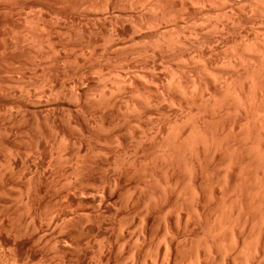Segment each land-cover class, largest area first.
<instances>
[{"label": "bare ground", "instance_id": "6f19581e", "mask_svg": "<svg viewBox=\"0 0 264 264\" xmlns=\"http://www.w3.org/2000/svg\"><path fill=\"white\" fill-rule=\"evenodd\" d=\"M34 1L36 3L37 1H49L52 3V8H54V12L51 15L37 16L39 20L35 19L37 23L40 21L36 28L40 29V38L46 44L51 40L52 26L49 23L53 21L57 24V28L53 29V31L56 30L57 33L63 32L64 34L67 32L71 33L75 43L74 47L81 54H86L88 51H93L95 47H100L94 37L97 33H103L105 37L103 43L111 52H122L125 48L128 51L129 47L131 54L134 52L143 58H147L144 54L151 55L147 53L148 51L151 52L154 58L152 59V56H150L151 62H148L147 59H142L141 70H153L156 66V61H154L156 58L158 63L166 65L167 68L174 63V66L178 65L174 69L175 72L168 71V80H164L165 91L171 89L170 91L173 90L174 94L170 92V95L173 94L174 98L185 100L182 104H184L187 111L180 118L179 116H174L171 119H164L167 125L164 127L165 131L158 136V133L156 134L157 129L153 135H150L151 141L149 144H145L144 140L146 137L143 133L141 134L142 136L140 134L137 135L138 137L136 136L139 133L135 131L138 126L131 125L132 122L130 120V123L126 122L129 119L127 117L131 114L135 118L138 115L137 117L140 119L139 112L142 108L143 110L149 109V104L152 103L149 101L150 99L146 98V94L142 95L140 93L139 89L134 88V91L125 89L129 88L126 85L133 78L129 81H127L126 77V81L121 79L119 84L122 85V89L117 85L118 88H109L110 90L107 92L103 89L97 90V94L89 98L83 93L75 92L73 89L69 90L67 94L65 93L62 96V98L66 97V104H62L61 101L59 105H56L57 103L52 105L55 100L59 102V95L53 94L52 91L54 90L50 86V89L47 87L45 88L47 90H43L44 92L40 91L44 95L39 92L45 98L44 104L48 108V110L42 109L41 113L46 115L43 110L49 111L48 113L55 111L56 114L52 113L57 116L59 114L61 120L65 123L64 125L71 129L72 132L75 131L74 134L78 133L79 137L77 134L78 138L66 135L64 129L57 126L58 124L55 125L48 116L46 120L44 118L45 124H43L44 120H42V124H39L40 127L41 125L44 127L37 129L38 136L34 139L35 141L33 140L34 145L32 144L33 148L34 146L35 149L37 148L34 153L36 152L37 154V151L40 150L38 157L43 158L42 161L53 162L55 165L60 163L67 164L65 172H68L69 176L67 175V178L59 185L63 186V192L61 194H53V201L46 202L50 209L45 215L41 214L44 219L48 220L44 221L46 222V224L44 223L46 225L44 229L41 223L43 222L41 221L42 218L39 217L40 213L34 209L32 204L34 201L32 200L41 191L39 178L50 177L51 180L53 174L50 172L43 173L41 170L37 172V168L34 166L33 171L24 172L31 176H29V179L26 175L28 186L25 189L27 190L26 194H28L26 196L29 197L19 200L22 205L21 207L19 206L22 212L21 218H17V220L13 218L14 220H11V216L10 220H8L9 229L5 228L9 230V234L6 232L7 237L10 239L6 237L8 242L12 241L10 238L12 237L14 240L12 243L17 239V241L21 240L22 244H25L24 247L27 245V248L28 246L29 248L32 247V249H34L33 247L37 248L35 254L31 249L33 251L31 256L34 255V260L39 259L38 261L35 260L38 262L36 264H49L52 262L51 258L55 257L54 259L57 261L60 255H63L67 264H94V261L93 263L90 261L92 259H95L96 262L104 261L107 259L103 256V251L100 249L105 246L109 247L111 239H115L116 242H114L113 246H110L112 247L111 249L114 251H118V249L123 247L125 249L123 258L126 263L123 264H147L149 253L150 251L152 252V247H150L149 243L151 237L156 239L158 237V240L160 239L159 241L163 245H155L154 254H151L153 258L148 264H264V40L262 45H258L245 41L243 39L244 36H242V40L240 38L241 35H247L248 32L257 30H254V28L255 26L258 27L256 21L259 20L260 22L258 18L264 14V0ZM13 2L15 3V0H0V24L5 22V20L10 22L9 14L11 13L9 11L11 12L10 7ZM195 13L200 14L198 19L193 18ZM196 22H199L197 26ZM128 32L130 33V37L128 38L127 36L129 40L125 39ZM58 35L64 38L63 35ZM59 36H57V39ZM52 37L54 38V34ZM232 37L235 40L238 39L237 44L235 41V44L238 45V50L235 56L232 55L231 59L228 58L227 63L224 65V71L227 70L225 71L226 73L224 72L225 78L221 76L218 79L214 77L215 74L210 77L213 71L216 72V70L213 69L215 67H211L213 65L210 66L211 62L209 63L210 60L207 61L205 53L208 54V51L211 52V50L215 49H225L231 42ZM60 41L62 40L60 39ZM39 42L41 43V41ZM68 43L71 42L68 41ZM101 46L103 48L104 45ZM1 49L2 46L0 44V51ZM49 49L51 50H45L46 57L51 58L52 63L56 66H60L62 63L60 64L55 54L58 48L56 50L55 47ZM132 49L135 50L132 51ZM29 50H32V48ZM127 51L123 53L131 55ZM32 55L30 57L33 59L34 55ZM127 55H125V58ZM136 55L134 54V56ZM123 56H121L122 59L124 58ZM132 56H129L130 59ZM222 62L224 63V60ZM58 63L60 65H57ZM221 65L219 67L220 70L222 69ZM0 66L1 69L3 66ZM189 66L193 67L192 73L194 75L192 77L184 76L185 78L183 79L186 80L184 84L189 86L186 87L185 85L182 88L183 85L181 83L183 82H180L176 73L186 75L183 72ZM178 68H181L180 70L183 72ZM141 70L139 69V71ZM132 75L134 74L132 73ZM48 77H46L47 80L49 79ZM111 77L109 76L111 81H114L115 78ZM116 80L119 81L120 79ZM201 80H209L210 93L206 86L201 84ZM217 82L218 84L216 85ZM143 87L145 88L144 85ZM122 90L126 91L124 94H128V96L124 95L125 98H121V100H125V104L130 103L127 111L130 114L127 117L126 115L124 116L126 121L125 119L123 121L119 120L120 112L118 113L119 119L115 118L117 113L115 115L112 113L114 117L111 116L112 114L110 115L111 112L109 116L107 113L110 108H112L111 111L113 109H121L120 101L112 99L113 96L111 95H113L112 92L118 93L114 94L117 96L122 95ZM135 94L142 97L140 105L138 106L137 104L138 107L132 105ZM34 95L36 96L37 94ZM170 95L164 94L165 99L169 103L173 100ZM35 96H29L26 101L32 106L31 108H37L38 111V108H41L44 104L42 105L39 101H36L40 97L35 99ZM159 97L162 98L161 96ZM62 98L60 99L62 100ZM22 106L20 110L23 108ZM23 111H25V108ZM142 114L141 117H144ZM132 115L130 116L131 118H133ZM16 116L18 117L19 115L16 114ZM23 116L18 117L19 121L23 119ZM138 119L135 120L138 121ZM35 123H37V120ZM133 124L138 123L133 121ZM110 125L117 127L119 125L124 129V132H127L128 138L132 137L131 139H134L133 135L136 133L134 136L137 142H134L136 143L135 146L130 148L128 156L121 157L119 154L112 152L108 157L101 160V150L94 143L100 136L101 130ZM135 126H137V129L134 128ZM132 127L135 130L131 131ZM110 128L114 129L112 126ZM42 136H50L51 141H49L51 144L53 142L54 146L62 147V150L54 147L55 159L52 158L49 151L47 152L45 141L41 140ZM79 138L83 139V141L78 140ZM116 140L114 139L113 142H118ZM14 160L6 162L10 169L15 166L17 160L15 162ZM4 162L3 164H5ZM17 174L19 175V173ZM0 175L3 176L1 171ZM86 184L87 186H92L89 189L91 194H88V190L84 191ZM29 185H33L35 189H31L30 187L32 186ZM36 189L38 190L36 191ZM45 189L48 190L47 188ZM83 191L87 192L84 193L88 194L86 195L88 196L87 198H84ZM52 203H55V205ZM39 221H41V224ZM128 225L134 230L131 234ZM47 228L51 229L50 232L56 231L57 237L64 239L58 240V242L60 241L62 242H59L60 244H64H56L57 246L48 244L49 240L47 239L48 241H46L45 236H49V231L47 230L48 234L46 231H42V229L46 230ZM111 228L116 231L113 232ZM60 229L62 231L66 230L65 234L68 235H64L63 231L61 232L63 237L59 236ZM132 229L131 231H133ZM107 230H112L111 232L114 234H111V232L110 235L107 234ZM196 230H199L200 236L196 234ZM44 232H46V235ZM54 235L50 234L52 237ZM0 236L4 237V234ZM197 236L200 238L198 239ZM2 242L5 243L7 240ZM17 244L20 243L18 242ZM8 245L10 246L11 242ZM8 245L7 247H9ZM15 245L12 244V246ZM86 245L91 246L87 248ZM151 245L153 244L151 243ZM17 246L19 247V245ZM27 248H24V251ZM43 248H46V251L53 250V257L47 258V254L42 253ZM23 255H25V252ZM23 255L22 257H24ZM28 256L22 261H28ZM13 257L17 258V256H10V258ZM10 258L8 257V259ZM33 258H30V260ZM123 258L121 259L124 260ZM14 260L17 261L13 258L12 261ZM10 261L11 259L8 262ZM12 261L10 263L14 264L15 261ZM27 263L30 264L29 262ZM33 263L31 262V264ZM20 264L23 263L20 262Z\"/></svg>", "mask_w": 264, "mask_h": 264}, {"label": "rangeland", "instance_id": "374dc122", "mask_svg": "<svg viewBox=\"0 0 264 264\" xmlns=\"http://www.w3.org/2000/svg\"><path fill=\"white\" fill-rule=\"evenodd\" d=\"M19 1V2H18ZM22 1V2H21ZM26 1V3H25ZM31 0H29V3L27 4L28 0H15V3L13 2V4H11V12L9 11V14L10 16V22L6 21L7 23L3 22L2 24H0V44L2 46V49L1 52L0 51V65H2L3 67L0 69V171H1V174L0 175V235H3L4 234V237L3 236H0V264H12L10 263L13 258H15L17 261H15L14 264H17L19 262H22L23 264H26V262H29L31 264V262L33 263H38L36 261L38 260H34V255L31 256L33 254V251H34V254L35 252H37V248L33 247L34 249H32V247L29 248V250H27V245L26 247L25 244H22L21 240H18L16 239L15 242L12 243V241H14L12 239V237H9L11 238L12 241H9L11 242V248H9L10 246L8 245L9 242H8V237H7V233L9 230H6V229H9V224L8 220H10V217L12 218L11 220H14L13 218H15L17 220V218H21V210H20V207L22 206L19 202V200H21L22 198H26V197H29V196H26L28 194L27 193V190L25 189L27 186H28V178L30 179V175H27L25 174L24 172L28 173L30 171H33L34 167L37 168V172H39L40 170L43 171V173L45 172H50L51 174H53V177H51V180H50V177L47 178V177H43L42 179L39 178V183H40V188H41V191L38 192V194L35 196L36 198H33L32 201V204H33V207L34 209L40 213L39 214V217H41V221H39V223L41 222L43 225H42V228H44L46 225V221L47 219H44V216L42 215H45L46 212L50 209L49 205L46 203V202H52L53 201V194H61L63 192V189L61 186L60 183H62V181H64L66 178H67V175L69 176L68 172H65L66 171V167L68 166L67 164H64V163H60L59 165H55L53 162L52 163H48L47 161L45 162L42 161L43 158L41 157H38V154H39V151L38 150L37 154L36 152L34 153V151L37 150V148L35 149V146L34 148L32 147L34 145V139H36V136H38V132H37V129L40 127L39 124H45V120H46V117L48 116L49 118H51V120H53L54 124L59 126L60 128L62 127V129H64V132H66L65 134L68 135V136H73L75 138L76 134L77 136L79 135L78 133H75L71 131V129H69L68 127H66V125H64L65 123H63V120H61V116L58 114H56V112L54 111H51V113H48L49 111H44L43 112H46V115H44V113H41L42 109H47L48 108L45 106L44 104V101H45V98L43 97V93H41L40 91L44 92L43 90H47L45 88H50L54 91H52V93H56L55 95H59V102H57L56 100L54 102H52V105H54V103L56 105H59V104H64L67 99L66 97L65 98H62V96H64V94L68 93L69 90L71 91L73 89V91H77L79 93H83L84 95H86V97H90V96H94L97 94V90H104L105 92H107L108 90L112 89V88H118V86H120V88L122 89L123 87H121L122 85H120L119 83L121 82V79L123 80H127L129 81L131 78H133V80H131L130 82H128V84L126 85L129 86V88H125L126 90L128 89L129 91H134L135 89L134 88H137L139 89L140 93H142V95H145L146 98L150 99L149 101L152 102L151 104H149V109L147 110H142L143 112H139L140 114V119H138V115L136 116V118L133 116V118H135L136 120L138 119V121H136L135 119L131 118L130 116L127 117L129 114L127 113L128 111V107H130V103H124L125 100H123L125 97L124 95L128 96V94H124L126 93V91H123L122 90V95H114V94H118L116 92H112L113 96L112 99H115L117 101H120L119 103H121V111L119 110H112V108H110V111L108 109L109 112L108 113V116H109V113L110 115L113 113L115 115V113H117L115 115V118H118L119 114H121L120 116L123 118H121L119 116V120L123 121L126 117H127V121L125 119L126 122H132L131 125H137L138 126V129L136 128L137 126H135L134 128L137 129L135 130L133 127L131 128V131L135 130L136 132H139L138 134L134 133V135L136 134L140 136H142L141 134L143 133L146 137V139L144 140L145 144H149V142L151 141V137L150 135H153L156 131V134L158 133V136L161 135V133L163 131H165V126L166 125V120L164 119H171L173 118L174 116L178 117L179 118L182 116H184L186 114V109H185V106L183 103V100L180 98H174V92L173 90L169 91H165L166 87H165V81H167L168 79V74H169V70H171L172 72L174 71V69L177 68L178 65L174 66V64L172 66H170L169 68H167L166 65H162V63H158V60L157 58L154 59L155 62V68L152 69H142L141 70V63L143 62L144 59H147L148 62H151V57L152 56V59L154 58V56L152 55L151 52H147V53H150L151 55L149 54H144L146 55L145 57L147 58H143L141 56L136 55L137 53H134L136 56H139V57H136L134 56V54L130 53L129 52V47H128V51L125 50L127 48H125L124 50L121 51H118V52H111V50L109 48H107V46H105V44L103 43V40H105V37H104V34L103 33H97L95 35L94 38H96V42H97V45L100 46V47H95L93 51H88L86 54L89 55L87 56L85 53L81 54L77 51V49H75L76 47L75 46V43H74V40L72 39V36H71V33L67 32L66 34H64L63 32L61 33H57L56 30L53 31V29H56L57 28V24H55L56 22H53V21H50L49 25H51V31L52 33L54 34V38L52 37L53 34H51V40L53 41V39H55L53 42L50 40V42H48L46 44L45 41H42V39L40 38L41 36V32H40V29L39 28H36L38 27V23L40 21H38V23L36 22L37 20L35 19H38V17H41L42 15H51L54 11L52 8V3L49 2V1H42V2H39L37 1V3L32 0V4L30 2ZM39 2V3H38ZM24 3V4H23ZM48 4V5H47ZM16 5V6H15ZM24 5V6H23ZM19 6V7H18ZM19 9H18V8ZM22 8V9H21ZM37 8V9H36ZM44 8V9H43ZM29 9V10H28ZM19 10V11H18ZM24 12H22V11ZM27 10V11H26ZM33 10V11H32ZM39 11V12H38ZM31 12V13H30ZM7 13V12H6ZM27 13V14H26ZM41 14L39 16V14ZM26 14V15H25ZM199 13H195V17L193 16V18H199L200 14L198 15ZM14 15V16H13ZM38 16V17H37ZM264 14L261 15L258 19H260V22L259 20L256 21V25L258 27L255 26L254 30L256 31H252V32H248L247 35L244 34V35H241L240 38L242 40V36H244V40L248 41V42H253L255 44H258V45H262V41L264 40ZM24 17V19H23ZM37 17V18H36ZM12 18V19H11ZM31 19H33L32 21H30ZM25 20V21H23ZM39 20V19H38ZM12 21V22H11ZM30 21V23H29ZM36 23H35V22ZM5 23V24H4ZM9 23V24H8ZM32 23V24H31ZM199 24V22H196V26ZM259 23V25H258ZM262 25H261V24ZM31 25V26H30ZM12 26V27H11ZM35 26V27H34ZM261 26V28H259ZM28 27V28H27ZM10 28V30H9ZM25 28V29H24ZM33 28V29H32ZM28 29V30H27ZM39 29V31H38ZM262 30V31H261ZM9 31V32H8ZM11 31V33H10ZM15 31V32H14ZM22 31V32H21ZM28 31V32H27ZM50 31V32H51ZM56 31V33H55ZM13 32V33H12ZM59 32V31H58ZM260 32V33H259ZM9 33V34H8ZM30 33V34H29ZM254 33V34H253ZM256 33V34H255ZM56 34V35H55ZM58 34L60 35H63L64 38H61V36H59ZM128 35L125 36V39L129 40L128 38L130 37V33L128 32L127 33ZM258 34V36H257ZM11 35V36H10ZM34 35V36H33ZM255 35V36H254ZM263 35V36H262ZM57 36L58 39H57ZM104 38H103V37ZM128 36V38H127ZM253 36V37H252ZM257 36V37H256ZM260 36H262V38H260ZM36 37V38H35ZM56 37V38H55ZM99 37V38H98ZM256 37V38H255ZM18 38V39H17ZM26 38V39H25ZM31 38V39H30ZM254 40H253V39ZM32 39H33V42H32ZM40 39V40H39ZM60 39L63 41H60ZM234 39V40H233ZM6 40V41H5ZM28 40V41H27ZM71 42V43H68V41ZM252 40V41H251ZM257 40V41H256ZM259 40V42H258ZM22 41V42H21ZM41 41V43L39 42ZM60 41V42H59ZM233 41V42H232ZM235 41H236V44L238 43V39L235 40V38L232 37V40L231 42L227 45V47L223 50L222 49H215V50H211L208 51V54L205 53V57L209 61V63L211 62L210 66L213 68L215 71H213V73L210 75V77H213L214 74L216 78L219 79V77H224L225 76V70L224 71V65L225 63H227L228 61V58L231 59V57L235 56V53L237 52L238 50V45L235 44ZM13 42V43H12ZM30 42V43H28ZM57 42V43H56ZM59 42V43H58ZM100 42V43H99ZM16 43V44H15ZM55 43V44H54ZM74 43V44H73ZM102 43V44H101ZM260 43V44H259ZM10 44V45H9ZM24 44V45H23ZM27 44V45H26ZM30 44V45H29ZM49 44V48H52V47H55V50L57 49V51H55V54L57 55V60L60 61V64L58 63L57 65H60V66H56L55 64L52 63V59L51 58H47L46 57V54H45V50L48 51V50H51L47 47V45ZM51 44V45H50ZM53 44V45H52ZM59 44V45H58ZM69 44V45H68ZM104 45L103 48H101L102 46L101 45ZM233 44V45H231ZM37 45V47H36ZM40 45V46H39ZM42 45V46H41ZM56 45V46H55ZM63 45V46H62ZM73 45V47H72ZM257 45V46H258ZM30 46V47H28ZM232 47V48H229V47ZM236 46V48H235ZM8 47V48H7ZM10 47V48H9ZM36 47V48H35ZM57 47V48H56ZM4 48V49H3ZM30 48H32V50H29ZM48 48V50H47ZM99 48V49H98ZM235 48V49H234ZM40 49V50H39ZM108 49V50H107ZM136 49V48H135ZM135 49H132L135 50ZM36 50V51H34ZM73 50V51H72ZM131 50V48H130ZM232 50V51H231ZM236 50V51H235ZM12 51V52H11ZM15 51V52H14ZM36 53V54H34ZM106 51V52H105ZM128 52L130 53L131 55H127L126 53H123V52ZM131 51V52H132ZM11 52V53H10ZM20 52V53H19ZM27 52V53H26ZM29 52V55L27 56ZM44 52V54H43ZM66 52V53H65ZM69 52V53H68ZM121 52V53H120ZM215 52V53H214ZM34 57L33 59L30 57L31 55ZM58 53V54H57ZM63 53V54H62ZM76 53V54H75ZM107 53V54H106ZM212 53V55H211ZM85 54V55H84ZM118 54V55H117ZM124 54V56H123ZM207 54V56H206ZM26 55V56H25ZM65 55V56H63ZM82 57H81V56ZM91 55V56H90ZM125 55L126 58H125ZM133 55V56H132ZM143 55V54H141ZM143 55V56H144ZM233 55V56H232ZM44 56V57H43ZM67 56V57H66ZM118 56V57H117ZM120 56V57H119ZM121 56H123L124 58L122 59ZM129 56H132V58L130 59ZM209 56V57H208ZM2 57V58H1ZM7 57V58H6ZM65 57V58H63ZM88 57V58H87ZM90 57V58H89ZM98 57V58H97ZM100 57V58H99ZM150 57V58H149ZM208 57V58H207ZM11 58V59H10ZM21 58V59H20ZM30 58V59H29ZM121 58V59H120ZM138 58V59H137ZM4 59V60H3ZM25 59V60H24ZM42 59V60H41ZM48 59V61H47ZM126 59V60H125ZM128 59V60H127ZM133 59V60H132ZM140 59V60H139ZM143 59V60H142ZM150 61H149V60ZM8 60V61H7ZM17 60V61H16ZM41 60V61H40ZM64 60V61H63ZM99 60V61H98ZM139 60V61H138ZM224 60V63L222 62ZM3 61V62H2ZM67 61V62H66ZM106 61V62H105ZM146 61V62H147ZM215 61V62H214ZM5 62V63H4ZM38 62V63H37ZM46 62V63H45ZM130 62V63H129ZM132 62V63H131ZM145 62V61H144ZM64 63V64H63ZM74 63V64H73ZM136 63V64H135ZM140 63V64H139ZM51 64V65H50ZM73 64V65H72ZM98 64V65H97ZM135 64V65H134ZM161 64V65H159ZM178 64V63H177ZM223 64V65H221ZM54 65V66H53ZM222 67V69L220 70L219 67ZM20 66V67H19ZM72 66V67H71ZM1 67V66H0ZM6 67V68H5ZM39 67V68H38ZM188 67V66H187ZM184 69V72L182 70H179L181 72H183V74L186 73V75H182L180 73H176V76L179 78L180 82H183L181 83L183 85L182 88L189 86L187 84H184L186 82V80H184L183 78H185L186 76H189V77H192L194 74L192 73V68L191 66H189V68ZM11 68V70H9ZM37 68V69H36ZM42 68V69H41ZM66 70H65V69ZM191 68V69H190ZM218 68V69H217ZM35 69V70H34ZM79 69V70H78ZM136 69V71H135ZM139 69L141 71H139ZM13 70V71H12ZM30 70V71H29ZM62 70V71H61ZM125 70V71H124ZM164 70V71H163ZM51 71V72H50ZM122 71H124L122 73ZM133 71V72H132ZM144 71V72H143ZM169 71V72H168ZM47 72V73H46ZM62 72V73H61ZM134 75H132V73ZM135 72V73H134ZM136 72H137V75H136ZM160 72V73H159ZM175 72V71H174ZM191 72V73H190ZM220 72V73H219ZM225 72V73H224ZM45 73V74H44ZM55 73V74H54ZM103 73V74H102ZM130 75H129V74ZM167 73V74H166ZM10 74V75H9ZM38 74V75H37ZM50 76H49V75ZM166 74V75H165ZM223 74V75H222ZM47 75V76H46ZM82 75V76H81ZM100 75V76H98ZM116 75V76H114ZM136 75V76H135ZM154 75V76H153ZM17 76V77H16ZM44 76V77H43ZM49 76V77H48ZM64 76V77H63ZM109 76H113L115 79H120L119 81H111V78H109ZM134 76V77H133ZM139 76V77H138ZM163 76V77H162ZM185 76V77H184ZM10 77V78H9ZM48 77L49 79L47 80ZM119 77V78H117ZM127 79H126V78ZM130 77V78H129ZM138 77V79H137ZM45 78V79H44ZM136 78V79H134ZM225 78V77H224ZM45 81H44V80ZM76 79V80H75ZM101 79V80H100ZM103 79V80H102ZM108 79V80H107ZM183 79V80H182ZM21 80V81H20ZM80 80V82H79ZM12 81V82H11ZM24 81V82H23ZM26 81V82H25ZM31 81V82H30ZM56 81V82H55ZM99 82V83H95V82ZM160 81V82H159ZM217 81V79H216ZM15 82V83H14ZM44 82V83H43ZM113 82V83H112ZM201 84L206 86V88L208 89L209 93L211 91V87L209 86L210 85V82L209 80L206 81V80H201ZM22 83V84H21ZM43 83V84H42ZM51 83V84H49ZM102 83V84H101ZM135 83V84H134ZM163 83V84H162ZM110 84V85H109ZM122 84V83H121ZM138 84V85H137ZM218 84V82L216 83V85ZM45 85V86H44ZM52 85V86H51ZM70 85V86H69ZM118 85V86H117ZM143 85L145 86V88L143 87ZM161 85V86H160ZM15 86V87H14ZM23 86V87H22ZM34 86V87H33ZM99 86V87H98ZM102 86V87H100ZM110 86V87H109ZM131 86V87H130ZM12 87V88H11ZM20 87V89H18ZM26 87V88H25ZM44 87V88H43ZM70 87V88H69ZM72 87V88H71ZM81 87V88H80ZM83 87V88H82ZM133 87V88H132ZM49 88V89H50ZM110 88V89H109ZM149 88V89H148ZM156 88V89H155ZM210 88V89H209ZM48 89V90H49ZM79 91H78V90ZM82 91H81V90ZM34 90V91H33ZM68 90V91H67ZM87 90V91H86ZM156 90V91H155ZM159 90V91H158ZM14 91V92H13ZM142 91V92H141ZM158 91V92H157ZM38 92V93H37ZM43 95L41 96L40 93ZM92 92V93H91ZM128 92V91H127ZM144 92V93H143ZM168 92V93H167ZM170 92H172L173 94L170 95ZM26 93V94H25ZM91 95H90V94ZM158 93V94H157ZM169 94L170 96H172L173 100L169 103L166 99H165V96L164 94ZM34 94H37L36 96ZM148 94V95H147ZM154 94V95H153ZM9 95V96H8ZM28 95V96H27ZM35 96L36 98L35 99H38V97H40L38 100L36 101H39L40 104H44L43 106H41V108H38V111H37V108H31L32 106H30V104L28 103V101H26L29 96ZM14 96V97H13ZM123 96V97H122ZM135 98H133V104L134 107H138L140 104V102H142V97L138 96V94L134 95ZM134 96H131V97H134ZM159 96H161L162 98H160ZM164 96V97H163ZM22 97V98H21ZM136 97H138L136 99ZM62 98V100L60 99ZM121 98H123L121 100ZM160 98V99H159ZM2 99V100H1ZM22 99V100H21ZM65 101H64V100ZM156 99V100H154ZM158 99V100H157ZM176 100V101H175ZM15 101V102H14ZM62 101V102H61ZM64 101V102H63ZM123 101V102H122ZM160 101V102H159ZM167 101V102H166ZM61 102V103H60ZM159 102V103H158ZM123 103L125 104V107L123 105ZM169 103V104H168ZM28 104V105H27ZM66 104V103H65ZM138 104V106H137ZM161 104V105H159ZM26 107H24V106ZM55 105V106H56ZM23 107L21 110H20V107ZM28 106V107H27ZM123 106V107H122ZM169 106V107H168ZM156 107V109H155ZM11 108V109H10ZM25 108V111H23V109ZM32 110H31V109ZM123 108V109H122ZM168 108V109H167ZM174 108V109H173ZM179 108V109H178ZM30 109V110H29ZM35 109V110H34ZM40 109V110H39ZM15 110V111H14ZM107 110V109H106ZM156 110V111H155ZM167 110V111H166ZM169 110V111H168ZM18 113H17V112ZM20 111V112H19ZM32 111V113H31ZM34 111V112H33ZM40 111V112H39ZM114 111V112H113ZM118 111V112H117ZM25 112V114H24ZM28 112V113H27ZM37 112V113H35ZM55 114H53V113ZM105 112V114H107ZM120 112V113H119ZM122 112V113H121ZM171 112V113H170ZM179 112V113H178ZM181 112V113H180ZM19 113H22V114H19ZM30 113V114H29ZM119 113V114H118ZM143 113V114H142ZM145 113V115H144ZM163 113V114H162ZM175 113V115H174ZM178 113V114H177ZM10 114V115H9ZM19 115L22 117L23 116V119L19 121V118L16 116ZM33 114V115H31ZM51 114V115H50ZM113 114L111 116H113ZM141 114L142 116L144 117H141ZM169 114V115H168ZM126 115V117H124ZM168 117H167V116ZM110 116V118H111ZM160 118H159V117ZM28 117V118H27ZM78 117V115H77ZM114 117V116H113ZM163 117V118H162ZM16 120H15V119ZM18 118V119H17ZM45 118V120H44ZM79 118V117H78ZM35 121H34V120ZM132 119V120H131ZM146 119V120H145ZM149 119V120H147ZM152 119V120H151ZM27 120V121H26ZM37 120V123H35ZM42 120H44L42 122ZM60 120V121H59ZM155 120V121H154ZM17 121V122H16ZM133 121L134 123H138V124H133ZM150 121V122H149ZM159 121V122H158ZM33 122V123H32ZM129 122V123H130ZM142 122V124H141ZM146 122V123H145ZM165 123V124H164ZM19 124V126H18ZM37 124V125H36ZM63 124V125H62ZM163 124V125H162ZM36 125V126H35ZM160 125V126H159ZM11 126V127H9ZM65 126V127H64ZM110 126L114 127L113 128H110ZM110 126H107L105 127L104 129H102L100 132V136L98 137V139L95 141L96 143H94L100 151V154H101V160L102 158L104 159L105 157H108L109 154H111L112 152L115 153V154H119L121 157H124V156H128L129 155V152H130V148H132V146L134 147L136 143L134 142H137L136 141V137L133 135L134 139H131L130 137L128 138L127 136V132L125 131L124 132V129L121 128L119 125L118 127L115 126V125H110ZM159 126V127H158ZM163 126V127H162ZM33 127V128H32ZM35 127V128H34ZM44 127L43 125H41L40 128ZM108 131H107V129ZM120 128V129H119ZM67 129H69L67 131ZM151 129V130H150ZM149 130V131H148ZM71 131V132H70ZM111 131V132H110ZM148 131V132H147ZM151 131V132H150ZM15 132V133H14ZM124 133V134H123ZM126 133V134H125ZM146 133V134H145ZM149 134V135H148ZM15 135V136H14ZM117 135V136H116ZM127 137H126V136ZM143 135V136H144ZM76 136V138H78ZM48 137V138H47ZM116 137V138H115ZM121 137V138H120ZM123 137V138H122ZM126 137V138H125ZM138 137V136H137ZM148 137V138H147ZM33 138V139H32ZM44 138H46L44 140ZM7 139V140H6ZM24 139V140H23ZM43 139V140H42ZM114 139L118 142H113ZM128 139V140H127ZM129 139H131L129 141ZM149 139V140H148ZM34 140V141H33ZM42 141H45L44 144L46 145L47 147V152L49 151V154H51L52 158L55 159V148H59L56 147V145L54 146L53 145V142L51 144V138L50 136H42L41 138ZM50 140V141H49ZM80 141H83V139H78ZM134 140V141H132ZM148 140V141H147ZM47 141V142H46ZM129 141V142H128ZM127 142V143H126ZM133 142V143H132ZM28 143V144H27ZM33 144V145H32ZM103 144V145H102ZM118 144V145H117ZM129 144V145H128ZM18 145V146H17ZM76 145V144H75ZM105 145V146H104ZM128 145V146H127ZM101 146V147H100ZM117 146V147H116ZM24 147V148H22ZM55 147V148H54ZM111 147V148H110ZM125 147V148H124ZM2 148V150H1ZM7 148V149H6ZM106 148V149H105ZM108 148V149H107ZM120 148V149H119ZM11 149V151H10ZM60 150H62V147L59 148ZM127 149V150H125ZM7 150H9L7 152ZM33 150V151H32ZM104 150V151H103ZM117 150V152H116ZM129 150V151H128ZM6 151V152H5ZM14 151V152H13ZM126 151V152H125ZM51 152V153H50ZM102 152V153H101ZM11 153V154H10ZM62 153V152H61ZM103 153L105 154L103 156ZM9 154V155H8ZM48 154V153H47ZM9 157H8V156ZM12 155V156H11ZM28 156V157H27ZM14 157H15V160H14ZM12 158V159H11ZM41 160L39 161L38 160ZM8 160H14L15 162V166L13 167V169H10L7 165H6V162ZM5 161V162H4ZM19 161V162H18ZM36 161V162H35ZM3 162L5 164H3ZM39 162V163H38ZM46 163V164H45ZM36 164V165H35ZM40 164V165H39ZM42 164V165H41ZM50 164V165H49ZM6 165V166H5ZM4 166V167H3ZM34 166V167H33ZM43 167V168H42ZM10 171H9V169ZM5 169V170H3ZM17 171H16V170ZM27 169V170H26ZM13 171V172H12ZM16 171V172H15ZM4 172V173H3ZM14 173V174H13ZM19 173V175L17 174ZM23 173V174H22ZM56 173V174H55ZM25 174V176H23ZM21 175V177H20ZM64 175H65V178H64ZM30 176V177H29ZM23 178V179H22ZM11 179V181H10ZM55 179V180H54ZM58 179V180H57ZM13 180V181H12ZM27 181V182H26ZM56 181V182H55ZM58 186H57V185ZM22 185V186H21ZM51 185V186H50ZM29 186H32L30 187L31 189H35L33 185H29ZM47 188L48 190H46L45 188ZM54 187V188H53ZM90 187L92 186H86L83 188L84 191H87L89 192L88 194H91V191H89ZM8 188V189H7ZM51 188V189H50ZM56 188V189H55ZM7 189V190H6ZM55 189V190H54ZM60 189V190H58ZM92 189V188H91ZM13 190V191H12ZM38 189H36L37 191ZM46 190V191H45ZM22 191V193H21ZM35 191V190H34ZM83 191V194L84 193H87V192H84ZM4 192V193H3ZM50 193V194H49ZM4 194V195H3ZM52 194V195H51ZM88 194H84L85 196L88 195ZM50 195V196H49ZM83 195V196H84ZM3 196V197H2ZM84 198H87L88 196H86ZM91 196V195H90ZM89 196V198H90ZM88 198V199H89ZM39 200V201H38ZM49 200V201H48ZM55 205V203H52ZM57 204V203H56ZM20 206V207H19ZM48 206V207H47ZM18 208V209H17ZM17 209V210H16ZM15 210V211H14ZM42 212V213H41ZM3 213V214H2ZM20 214V215H19ZM42 214V215H41ZM16 215V217H15ZM18 215V216H17ZM4 218V219H3ZM3 219V220H2ZM2 220V221H1ZM48 221V220H47ZM40 223V224H41ZM45 223V224H44ZM8 227V228H7ZM47 227H48V224H47ZM6 228V229H5ZM49 228V227H48ZM46 229V230H43L42 231H46L47 230L49 231V236L50 234L54 235L53 237L52 236H48L46 238V241H48V244L50 243L52 246L56 245V244H60L62 242H60L63 238V233L64 235H68V234H65V231L66 230H59L60 231V235L59 236H62L60 238L62 239H59V237H57V233L56 231L54 232H50L51 229ZM5 229V230H4ZM45 229V228H44ZM54 229V228H52ZM112 229V228H111ZM128 229L130 231V234L132 232H134V230L132 229V227L130 225H128ZM128 229H127V232H128ZM131 229L133 231H131ZM56 230V229H54ZM113 230V229H112ZM108 231L107 230V234L110 235V232L112 231ZM116 231V230H113V232ZM196 234L198 236H200V232L199 230H196ZM7 232V233H6ZM46 232H44V234L46 235ZM58 232V230H57ZM63 232V233H61ZM113 232H111V234H114ZM2 233V234H1ZM59 233V232H58ZM67 233V232H66ZM129 233V232H128ZM6 234V236H5ZM9 234V233H8ZM48 234V232H47ZM197 236V238H198ZM8 239H7V238ZM72 238V236H70ZM4 238V239H3ZM50 238V239H49ZM75 238V237H74ZM153 237L150 238V247H152V252L150 251V256L148 254V261H147V264L149 263V261L153 258V254H154V251H155V248L156 246H158L159 244H161L160 246L163 245V243H160L161 241L158 240V237L157 239L154 237L153 240H152ZM200 238V237H199ZM198 238V239H199ZM48 239V240H47ZM156 239V240H155ZM5 241L7 240V242L3 243L2 241ZM10 240V239H9ZM58 240H60L58 242ZM64 240V239H63ZM72 240H74L72 238ZM23 241V240H22ZM149 241V239H148ZM20 243V244H17V243ZM64 242V241H63ZM110 245L109 247L108 246H105L103 249H100L102 250L103 252V256L106 257L107 260H104V261H100V262H96L95 259H92L90 261H94V264H123V263H126L125 259L123 258L124 257V252H125V249L124 247L122 249H118V251H114L113 249H111L112 247L110 246H113L116 242H115V239H111L109 241ZM115 242V243H114ZM159 242V243H158ZM151 243L153 245H151ZM3 244V245H2ZM15 245V246H12ZM64 244V243H63ZM63 244H60V245H63ZM158 244V245H157ZM7 245L9 247H7ZM19 245V247L17 246ZM21 245V246H20ZM50 245V246H51ZM156 245V246H155ZM23 246V247H22ZM57 246V245H56ZM91 246V245H90ZM90 246L86 245L87 248H90ZM17 247V248H15ZM22 247V248H20ZM49 247V245H48ZM47 247V248H48ZM24 248H27L25 249L26 251H24ZM31 249L33 251H31ZM124 249V250H123ZM49 250V249H48ZM108 250V251H107ZM28 251V252H27ZM25 252V255H23ZM27 252V254H26ZM32 252V253H31ZM47 252V253H45ZM12 253V254H11ZM30 253V254H29ZM42 253H44L47 258H50V257H53L54 255V252L53 250H49V251H46V248L42 250ZM122 253V254H121ZM29 254V256H28ZM152 254V255H151ZM17 256L16 257H13V258H10V256ZM22 255L24 257H22ZM28 256V261H22L24 260L25 257ZM49 256V257H48ZM62 256V257H61ZM8 257L11 259L10 262H8L10 259H8ZM20 258V259H19ZM30 258H33L30 260ZM55 257L51 258L52 262L49 263V264H67V262L65 261L63 255H60V261H56L54 259ZM121 258H123L124 260H122ZM6 261H5V260ZM26 259V258H25ZM54 259V260H53ZM31 262H30V261ZM34 260V261H33ZM12 261V262H14ZM106 261V262H105ZM125 261V262H124ZM17 262V263H16ZM61 262V263H60ZM105 262V263H104ZM151 262V261H150ZM33 263V264H34ZM28 264V263H27ZM151 264V263H150Z\"/></svg>", "mask_w": 264, "mask_h": 264}]
</instances>
